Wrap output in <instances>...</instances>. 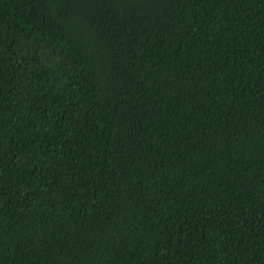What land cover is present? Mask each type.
I'll return each instance as SVG.
<instances>
[{
	"label": "trees",
	"instance_id": "trees-1",
	"mask_svg": "<svg viewBox=\"0 0 264 264\" xmlns=\"http://www.w3.org/2000/svg\"><path fill=\"white\" fill-rule=\"evenodd\" d=\"M0 264H264V0H0Z\"/></svg>",
	"mask_w": 264,
	"mask_h": 264
}]
</instances>
